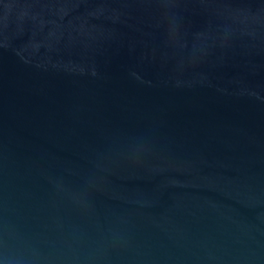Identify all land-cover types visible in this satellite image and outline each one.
<instances>
[{
  "label": "water",
  "instance_id": "95a60500",
  "mask_svg": "<svg viewBox=\"0 0 264 264\" xmlns=\"http://www.w3.org/2000/svg\"><path fill=\"white\" fill-rule=\"evenodd\" d=\"M0 264H264V0H0Z\"/></svg>",
  "mask_w": 264,
  "mask_h": 264
}]
</instances>
